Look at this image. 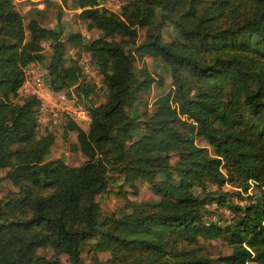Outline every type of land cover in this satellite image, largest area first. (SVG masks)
Wrapping results in <instances>:
<instances>
[{
	"label": "trees",
	"instance_id": "obj_1",
	"mask_svg": "<svg viewBox=\"0 0 264 264\" xmlns=\"http://www.w3.org/2000/svg\"><path fill=\"white\" fill-rule=\"evenodd\" d=\"M71 1L98 37L83 42L71 32L62 41L60 30L36 19L24 25L14 0H0V169L16 187L0 197V264H61L59 255L82 264L86 246L108 253L96 264H210L179 249L199 237L227 244L230 252L216 258L221 264H264V0H130L118 13L98 6L102 0ZM168 25L174 35L164 41ZM46 41L52 92L71 90L84 100L94 88L76 60L67 62L66 44L89 54L105 89L103 103L83 104L87 131L64 116L85 157L77 166L46 159L54 137H35L40 101L14 102ZM134 57L160 59L170 77L139 125L126 108L163 80L142 66L135 71ZM111 172L130 186L161 175L149 180L157 199L103 214L94 197ZM224 185L246 202H229ZM250 188L258 199L247 196ZM212 203L231 218L210 220Z\"/></svg>",
	"mask_w": 264,
	"mask_h": 264
},
{
	"label": "rangeland",
	"instance_id": "obj_2",
	"mask_svg": "<svg viewBox=\"0 0 264 264\" xmlns=\"http://www.w3.org/2000/svg\"><path fill=\"white\" fill-rule=\"evenodd\" d=\"M130 0H102L99 6H103L105 9L118 13L120 8ZM204 1L202 4H206ZM14 6L17 12L22 16L23 24L26 25L29 19H36L41 26L50 28L53 30H60V39L65 41L67 35L71 32H78L82 36L83 42H88L100 35V33L91 28L86 22H83L77 18L79 9L71 0L61 2L60 0H14ZM225 22L221 23V27L225 26ZM140 41L143 37V30L138 31ZM174 35V29L170 25L164 27L161 30V36L164 41H169L171 36ZM116 40L121 38L116 37ZM42 61L29 64L24 70L27 73L25 80L29 85L36 86L34 78L38 77L42 79L44 88L41 91L42 101L47 108L55 110L57 105L56 97L54 93L48 88L47 75L45 69V63L50 58V48L48 42H43ZM65 58L67 62L69 60H76L81 76L87 81L89 86H93L92 93L87 99L78 100L71 90H62L65 92L66 97L73 100L75 105L83 104L88 106L93 104L98 106L104 102L105 89L102 86L101 75L92 63L88 53L82 52L81 48L71 47L66 44L65 46ZM133 69L136 71L139 67H144L153 78H162L163 84L158 86L152 84L150 89L141 94L137 101L132 106L126 108V112L135 118L138 125L146 119L153 112L152 101L153 99L164 93L170 87V77L166 65L160 59H152L150 57H134ZM37 87V86H36ZM28 96L23 86L18 90L17 98L14 100L16 103H20L21 100ZM65 115L60 113V117L56 124H51L48 127L50 121L47 120L45 113L38 117L37 129L35 137L50 133L54 137L53 144L49 149V153L46 159H61L65 164L70 166H77L84 162L85 157L80 153L76 145V133L73 130H67ZM77 124L84 130H88L89 118ZM140 127H137L132 131L133 138L138 136ZM136 132V133H135ZM196 143L200 146H206L203 140H197ZM177 154L172 153L169 157V164L172 166L175 162ZM162 177L159 174H153L148 178H141L133 182L130 186L121 180V176L115 173H109V183L106 190L102 193L95 195L94 200L99 203L100 209L103 214L120 216L129 212L128 204L132 203H145L157 199L149 188V180H158ZM214 188V186H211ZM16 187L4 178V170L0 169V197L7 194V192L15 191ZM221 190L226 192L229 202L232 204H244L246 195L239 194L240 198L234 193V189L227 185L222 186ZM197 192V191H195ZM258 199L260 193L255 188H250L247 196ZM211 212L209 216L210 220L218 221V224H222V221H228L232 214L227 208L222 205H215L214 203L207 206ZM187 251L188 254L193 256H203L210 260V264H221L216 261L219 256L227 255L230 252V248L223 240H209L199 237L194 245L180 247ZM108 253L96 252L93 253L88 249V246L84 248L81 253L82 264H96L94 260L103 262L107 259ZM61 264H69L65 255L58 256Z\"/></svg>",
	"mask_w": 264,
	"mask_h": 264
},
{
	"label": "built area",
	"instance_id": "obj_3",
	"mask_svg": "<svg viewBox=\"0 0 264 264\" xmlns=\"http://www.w3.org/2000/svg\"><path fill=\"white\" fill-rule=\"evenodd\" d=\"M100 7H103V6L101 5ZM24 73H25V76H27L28 72L24 70ZM34 81L37 87L33 85H29L28 82L25 80V78H24V82L22 86L25 88V91L28 93V96H33L40 101L41 104L39 107L38 117L42 115V112L45 113L47 120L50 121L48 127H50L51 124H56L58 122L60 113H63L64 115L65 114L68 115L76 123L82 122L88 118V112L86 108L80 105H75L74 101L67 98L65 92L62 90L54 93L56 94L55 97H56V103H57L55 110H51L50 108H47V105L43 103L42 97H41L42 95L41 91L44 88L45 84H43L42 79L38 77L34 78ZM38 117H37V120H38Z\"/></svg>",
	"mask_w": 264,
	"mask_h": 264
}]
</instances>
